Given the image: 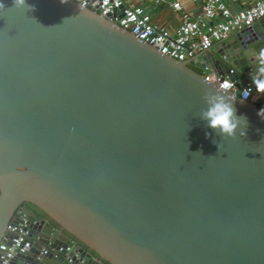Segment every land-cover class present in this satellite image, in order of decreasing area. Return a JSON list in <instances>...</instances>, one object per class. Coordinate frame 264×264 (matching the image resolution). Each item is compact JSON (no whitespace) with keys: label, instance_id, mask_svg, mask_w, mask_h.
<instances>
[{"label":"water","instance_id":"water-1","mask_svg":"<svg viewBox=\"0 0 264 264\" xmlns=\"http://www.w3.org/2000/svg\"><path fill=\"white\" fill-rule=\"evenodd\" d=\"M262 49L260 20L176 62L71 0H0V238L28 220L8 264H264V118L228 92L234 138L200 118L201 71L242 86Z\"/></svg>","mask_w":264,"mask_h":264},{"label":"built area","instance_id":"built-area-1","mask_svg":"<svg viewBox=\"0 0 264 264\" xmlns=\"http://www.w3.org/2000/svg\"><path fill=\"white\" fill-rule=\"evenodd\" d=\"M71 1L82 8L95 11L100 17L150 46L158 54L176 62L191 61L229 35L248 29L260 20L264 21V0H230L236 5L245 4L235 12L222 0H196L198 8L195 14L181 10L179 4L171 0H137L165 5L171 10L179 11L180 22L174 30L154 25L143 8L133 5L130 0ZM232 74L231 69L223 76L203 69L201 78L208 85L234 95L241 102L264 108V93H258L250 80L243 81L244 84L240 86L231 79ZM226 82L230 84L229 88H224ZM246 89L249 92L246 93ZM246 94L248 97L243 99ZM27 228V216L18 207L5 225L0 238V264H8L16 254L23 253L22 245L27 240ZM60 251L61 248L57 250ZM45 253L47 248L43 247L39 254ZM66 264H71L69 258H66Z\"/></svg>","mask_w":264,"mask_h":264},{"label":"clouds","instance_id":"clouds-1","mask_svg":"<svg viewBox=\"0 0 264 264\" xmlns=\"http://www.w3.org/2000/svg\"><path fill=\"white\" fill-rule=\"evenodd\" d=\"M16 6H24L25 0H14ZM33 10V9H32ZM257 75L253 76L252 83L258 93H264V49L260 50L256 56ZM230 84L225 83L224 88H229ZM211 88V87H210ZM213 89V88H212ZM245 92H249L248 89ZM226 93L214 89L205 93L203 99L207 107L200 113V118L204 120L209 128L216 131L221 137L234 138L237 130L243 121L246 125V117H238L233 101L226 99ZM246 94L243 99H246ZM261 118H264V108L258 112ZM241 136L244 132L240 133ZM219 149V145H218Z\"/></svg>","mask_w":264,"mask_h":264},{"label":"crops","instance_id":"crops-1","mask_svg":"<svg viewBox=\"0 0 264 264\" xmlns=\"http://www.w3.org/2000/svg\"><path fill=\"white\" fill-rule=\"evenodd\" d=\"M179 4L181 10L189 13L195 14L198 8V3L196 0H171ZM231 11L235 12L242 9L245 4H233L230 0H222ZM249 1V0H245ZM133 5H139L143 8L146 14L150 17L151 22L159 27H164L169 30H174L180 22L179 11H174L169 9L165 5H155L147 2H138L137 0H130ZM248 3V2H247ZM246 3V4H247ZM241 78V77H240Z\"/></svg>","mask_w":264,"mask_h":264},{"label":"trees","instance_id":"trees-1","mask_svg":"<svg viewBox=\"0 0 264 264\" xmlns=\"http://www.w3.org/2000/svg\"><path fill=\"white\" fill-rule=\"evenodd\" d=\"M258 109H261V108H258Z\"/></svg>","mask_w":264,"mask_h":264}]
</instances>
